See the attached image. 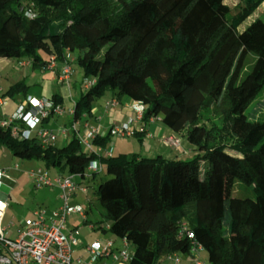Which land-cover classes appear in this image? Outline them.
<instances>
[{
	"label": "trees",
	"instance_id": "obj_1",
	"mask_svg": "<svg viewBox=\"0 0 264 264\" xmlns=\"http://www.w3.org/2000/svg\"><path fill=\"white\" fill-rule=\"evenodd\" d=\"M262 3L0 0V58L26 56L53 71L57 62H73L83 73V91L71 99L78 118L92 123L93 101L111 90L118 104L142 102L144 123L160 117L173 133H184L196 155L106 156L89 151L72 131L66 144L44 145L34 133H11L12 126L25 127L20 120L0 125V145L16 157L66 172L60 177L84 178L90 161L97 160L101 167L92 173L104 171L108 178L94 192L109 226L93 225L131 245L125 264H160L172 252L191 253L193 244L205 250L209 264H264V118L246 114L264 88V20L255 18L238 30ZM51 56L56 64L50 68ZM3 94L26 99L28 85L18 81ZM47 99L61 106V95ZM68 113L64 127L73 121ZM109 137L108 129L92 143L104 148ZM236 177L253 186L254 198L230 195ZM75 182L85 187L75 192L87 191V183ZM72 196L69 204L80 205L71 203ZM83 210L81 217L90 212L89 206Z\"/></svg>",
	"mask_w": 264,
	"mask_h": 264
},
{
	"label": "built area",
	"instance_id": "obj_2",
	"mask_svg": "<svg viewBox=\"0 0 264 264\" xmlns=\"http://www.w3.org/2000/svg\"><path fill=\"white\" fill-rule=\"evenodd\" d=\"M31 16H33V13L28 10L25 17L29 18ZM55 64V58L51 56L49 67L51 68ZM70 74L71 66L65 62L57 79L68 85ZM94 81H87L85 86H89ZM4 103L5 100L0 98V105ZM117 104L118 101L111 98L106 101L105 107ZM123 105L130 109L131 115L121 123L110 125V136L124 138L134 136L136 133H140L145 137L150 136L146 129V123L142 120L145 110L143 103L129 100ZM74 106L75 102L73 101L72 108L68 113L73 119L71 126L60 128L59 133H56L53 129L43 127L42 120L51 114L61 115L63 108L47 98L35 96H28L25 102L18 105L9 117L0 119V125L8 126L10 123L20 120L25 127L12 126L11 133L21 138H27L34 133L44 145L55 141L58 134L66 136L70 130L89 151L102 153L106 156L111 155L112 148L105 149L100 146L95 148L92 143V139L99 134V123L94 124L88 120L82 121L81 118L76 116ZM154 120V117H149L148 122H154ZM162 142L173 148H179L180 146L179 138L173 136L163 139ZM100 167L101 165L97 160H92L86 170L98 171ZM4 173V170L0 169V184L3 181ZM28 175L37 187H57L59 189L58 197L62 203L57 209L49 212L44 208L32 210L31 215L25 217L21 224L17 226L12 219L6 224L3 223L2 216L6 213L9 204V200L5 196L3 205L0 208V264H97V259L102 255L110 257L115 263L121 261L125 264L128 262L131 252L128 250L125 240H123L124 248L115 251L117 248H114L112 241L101 243L98 239H95L87 246V250L91 254L88 260L84 261L79 257L73 258L72 245L77 240L78 230L74 229L66 233L64 228L68 216L72 214L84 216L81 205L69 204V199L76 189L85 191V187H79L74 181V177L79 174L51 178L46 170L38 169L29 171ZM12 227H15L16 232L11 236L8 234V230ZM201 249L202 247L199 244H193L190 248L195 263L199 262L198 255ZM167 258L172 261L171 264H179L180 259L177 253L172 252L167 255Z\"/></svg>",
	"mask_w": 264,
	"mask_h": 264
},
{
	"label": "rangeland",
	"instance_id": "obj_3",
	"mask_svg": "<svg viewBox=\"0 0 264 264\" xmlns=\"http://www.w3.org/2000/svg\"><path fill=\"white\" fill-rule=\"evenodd\" d=\"M255 18H261L264 20V3H262L245 21H243L239 26L238 30L242 31L252 20ZM38 54L42 56L44 59H48V55L41 50H38ZM74 55V54H73ZM23 59H29L26 56H21L20 58L16 57H6L0 58V98L6 100L5 105H0V117L8 115L7 107L11 104L15 106L16 103L21 99H23V95H17L13 99L8 98L3 93L7 91V89L18 81H24L25 84L28 85V92L32 94H36L37 96L48 97L53 93H57L62 97V104L61 106L64 109V114L62 115H52L46 120L43 121L42 126L45 128L53 129L56 133H59V129L64 127L67 120V112L72 107V100L76 99L80 96L81 92L83 91L82 82H83V73L81 69L75 64L71 63V75L69 79V85L58 81L56 78L53 70L47 68H42L38 66H33L30 63L27 66H20L18 61ZM51 75L54 76V80H51ZM111 96V90H107L101 96L96 98L92 104V114H99L101 119L105 117L104 110V101ZM10 99V100H9ZM119 103L117 109H121L123 106L124 108L128 109L127 115L125 119H123V114L116 113L108 115V120L105 119L104 123L109 122V125L118 124L125 121L128 117H130V109L126 106ZM103 107V108H102ZM13 109V108H12ZM111 107L107 110L109 111ZM246 114L248 116H252L253 119H263L264 118V88L258 94V96L251 102V104L246 108ZM209 114L208 112H203V116L207 117ZM193 118V116L191 117ZM51 119V125H46L48 120ZM100 119V120H101ZM97 121V119H95ZM155 124L146 123L148 128H150L151 136L150 137H142L138 138L137 136L131 137H115L110 136L108 141L106 142L105 149L112 148L113 154H118L121 152L127 153H138L144 157H153L158 154L163 155L168 159H182V160H191L196 155L194 143H191L184 133L177 132L175 135L180 140V145L183 148V151L174 149L173 147L166 146L161 140L159 141V133L154 132L155 126H161L165 129H168L172 132L169 128L164 126L161 121L160 117L155 118ZM101 123V122H100ZM104 126L102 128V132L104 131ZM82 130V129H81ZM72 135L71 131L68 132L66 136L59 135L54 141V143L58 146H62L66 144L69 137ZM158 136V137H156ZM98 148V146H94ZM181 149V148H180ZM96 150V149H95ZM104 155V154H103ZM17 166V168H16ZM0 169L4 170V176L7 178V181H2L0 184V193L7 195L9 204H8V213L6 216H3L4 222L7 223L11 219L19 223L20 220H23L26 216L31 215L32 208L31 205V198L34 196L35 193H38V187L34 185L33 180L29 177L28 173L31 170H46L49 175L53 178L54 176H63L66 175V172L58 170L56 168L50 167L45 168L43 163L37 159H21L19 157L14 156L6 147L0 145ZM108 176L105 175L104 171L92 173L90 170H85V177L84 178H77L74 177V181H83V184H86L87 191L84 193L80 190L77 191V195L79 196V201L82 203L84 208H87L90 204L92 207V213L89 214V218L91 221L96 223H102L103 226L108 227L109 223L104 219L103 212L104 209L101 207L99 202L96 199L95 189L99 185L100 182L107 179ZM41 188V187H40ZM43 189V187H42ZM231 196H246L250 198H254V190L251 184H247L237 177L234 178L231 189H230ZM3 205L0 199V208ZM36 206V205H35ZM32 209V210H31ZM79 235H77L78 237ZM106 236L113 238L116 241V244L113 243L114 248H117L115 251L123 249L124 244L122 239L115 236L112 232H99L98 239L101 243L106 242ZM75 244L73 245L72 256L73 258H78V253H75ZM117 246V247H116ZM128 250L131 252V245L128 246ZM202 257L198 258L200 262H205L209 264L206 258L205 250L201 249ZM183 253H179L178 257ZM91 257L90 252L87 250V255L83 257L80 256L84 261L88 260ZM180 259V258H179ZM169 264L172 263L171 260L162 259L160 264ZM124 264L123 262L119 261L115 263L111 260L110 257H106L104 255L100 256L97 260V264ZM192 264H197L193 260Z\"/></svg>",
	"mask_w": 264,
	"mask_h": 264
},
{
	"label": "crops",
	"instance_id": "obj_4",
	"mask_svg": "<svg viewBox=\"0 0 264 264\" xmlns=\"http://www.w3.org/2000/svg\"><path fill=\"white\" fill-rule=\"evenodd\" d=\"M19 62H22L21 65L19 64L20 66H27V65H29L31 63L29 59L25 60L23 58H22V60L18 61V63ZM61 69H62V63L61 62H59V63L57 62V65L55 67V72L53 71L54 74L60 73ZM51 80H54V76L53 75H51ZM28 96H35V97H38V98L40 97V96H37L36 94H32V93H29ZM112 97H114V96L111 94V96L104 101V104H105V102L107 100L111 99ZM42 98H47V97H42ZM24 102H25V98H23L22 100L20 99L18 101V103L15 104V106H12L10 104L5 111H7L8 115H9L18 105H20V104H22ZM120 104H122V103H120ZM118 106H119V104L115 105V106H110L111 109L109 111L106 110L105 117H103L102 119H101V116L99 114L97 115V117L95 116L96 114L93 115L92 123H94V124L95 123H99V134L100 135L106 134L108 132V129H109L110 125H111V124L109 125L110 121L107 122V123H104L105 119L108 120V117H109L108 115H111L113 113L116 114V113L119 112V113L123 114V119H125V116L127 115L128 109L124 108L123 106L121 107V109H117ZM130 114H131V112H130ZM8 115H6V116H8ZM3 117H5V116H3ZM94 117H96L97 121H95ZM66 118H67L66 122H68L69 121V116L67 115ZM50 123H51V119L48 120V123L46 125L47 126L51 125ZM150 124H155V122H151ZM150 124L148 123V125H150ZM103 125H105V126H104V131L102 132ZM146 129L148 130V132L150 133V136H151V132L149 130L150 128H148L147 125H146ZM154 132L159 133V138H160L159 141L161 140V142L163 141V139H165L167 137H171V136L177 137L175 135V133L170 132L168 129H165L164 127H161V126H155ZM150 136H148V137H150ZM156 137H158V136H156ZM179 147L181 149L180 148L179 149L178 148H174V149H178V150L183 151L182 146L180 145ZM112 153H113V149H112ZM4 180L7 181V178L5 176L3 178V181ZM37 191H38V193H35L34 196L31 198V205L32 206H30V207L32 209L37 208V207H42V208L46 209L49 212L50 210H52V209H54V208H56L57 206L60 205V199L58 198L59 189L57 187L43 188V189H42V187L41 188L38 187ZM5 196L8 197L7 195H4V194L0 193V199H1L2 203H3V199H4ZM71 203L72 204H80V205H82V203H80V201H79V196L77 195V192H75L74 195L72 196ZM88 206L90 208V212H89V214H90V213H92V207H91L90 204ZM7 213H8V207H7L6 213L3 216H6ZM89 214H85V217H81L79 215H75L74 214V215L68 216L67 219H66L65 228H64V231L66 233H68L69 231H71L74 228H77L79 230V236L76 238L77 240L74 243L76 245V246H74L75 253H78V255H79L78 257H80V256L83 257V255L86 256L87 255V246L93 240L100 239L99 238L100 230L95 229L96 226L93 225V221L90 220ZM3 216H2V219L4 218ZM86 219H87V221H86ZM21 221L22 220H20L19 223H16V221H15L16 225L19 226V224H21ZM3 222H4V219H3ZM4 224H6V223H4ZM15 232H16L15 227H12V228H10L8 230V234L11 235V236L14 235ZM105 239H106V241H112L114 244H116V241L113 238H110V237L106 236ZM73 245H72V248H73ZM198 257H200V258L202 257V251H199ZM179 258H180L179 264H192L193 259H194L191 253L181 254ZM206 258H207V255H206ZM165 259H167V258H165ZM167 262L169 264V261H167ZM105 264H108V263H105ZM197 264H206V263L203 262V261L202 262L199 261Z\"/></svg>",
	"mask_w": 264,
	"mask_h": 264
}]
</instances>
